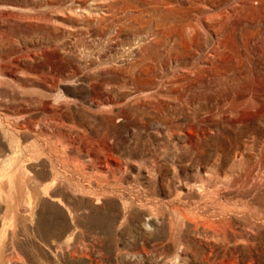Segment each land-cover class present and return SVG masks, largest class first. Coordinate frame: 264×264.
<instances>
[{
    "label": "rangeland",
    "instance_id": "374dc122",
    "mask_svg": "<svg viewBox=\"0 0 264 264\" xmlns=\"http://www.w3.org/2000/svg\"><path fill=\"white\" fill-rule=\"evenodd\" d=\"M212 262L264 264V0H0V264Z\"/></svg>",
    "mask_w": 264,
    "mask_h": 264
},
{
    "label": "bare ground",
    "instance_id": "6f19581e",
    "mask_svg": "<svg viewBox=\"0 0 264 264\" xmlns=\"http://www.w3.org/2000/svg\"><path fill=\"white\" fill-rule=\"evenodd\" d=\"M116 159V158H115ZM118 160V159H117ZM110 163L112 164V165H115L114 166V170L112 171V173H116V171L118 172V171H120L121 170V167H120V164H119V162L118 161H116V160H111L110 161ZM102 169H103V167L102 166H99V170H101L102 171ZM107 170V169H106ZM107 175V174H106ZM114 175V174H113ZM108 177V176H107ZM119 178V177H118ZM23 179V178H22ZM106 180V179H105ZM120 180V179H119ZM210 180V179H209ZM22 181V180H21ZM94 181V180H93ZM96 181V180H95ZM203 181V180H202ZM12 182H13V180H12ZM213 181H211V183L210 184H207V186H214L213 185V183H216V181H214L213 183H212ZM95 183V182H94ZM98 183V182H97ZM105 183V182H104ZM103 183V184H104ZM93 184V183H92ZM16 185V184H15ZM90 185H91V183H90ZM205 183L203 182V184L201 185V186H204L205 187ZM222 185V184H221ZM105 186H107V185H105ZM224 186V185H223ZM109 189V188H108ZM215 189L216 190H218L217 189V187H215ZM202 190V189H201ZM207 190V189H206ZM180 191V190H179ZM204 191V190H203ZM182 192V191H181ZM206 192V191H205ZM213 192H214V190H213ZM219 193H220V191H219ZM209 194V193H208ZM177 195V194H176ZM184 196V195H183ZM212 196V195H211ZM218 196V195H217ZM10 198V197H9ZM10 199H12V198H10ZM216 199V198H215ZM213 200V199H212ZM151 207V206H150ZM213 207V206H212ZM221 208V207H220ZM197 209H199V208H197ZM206 209V208H205ZM147 210V209H146ZM146 210H145V212H146ZM210 210V209H209ZM230 210V209H229ZM7 211V210H6ZM6 211H5V213H6ZM196 211V210H195ZM220 211V210H219ZM14 212V211H13ZM204 212V211H203ZM222 213V212H221ZM7 214V213H6ZM232 214H234V213H232ZM238 214V213H237ZM147 215V214H146ZM193 215V214H192ZM195 215V214H194ZM6 216V215H5ZM197 216V215H196ZM222 216V215H221ZM16 217V216H15ZM148 217V216H147ZM146 217V218H147ZM224 217V216H223ZM3 218V217H2ZM1 218V219H2ZM149 218V217H148ZM204 218V217H203ZM206 218V217H205ZM211 218V217H210ZM220 218V217H219ZM5 219V218H4ZM197 219V218H196ZM189 220H191V219H189ZM198 220V219H197ZM149 221V220H148ZM147 222V221H146ZM229 222V221H228ZM3 223V222H2ZM200 224V223H199ZM229 224V223H228ZM203 225V224H202ZM199 227V226H198ZM14 230H15V228H14ZM25 230V229H24ZM207 230H208V228H207ZM12 233V232H11ZM4 236V235H3ZM11 236V235H10ZM4 240V239H3ZM1 244H3V243H1ZM213 251V250H212ZM210 253H211V255H212V252L210 251ZM206 256V255H205ZM209 258V257H208ZM209 262V261H208ZM222 262V261H221ZM220 262V263H221ZM212 264H213V262H212ZM222 264V263H221Z\"/></svg>",
    "mask_w": 264,
    "mask_h": 264
}]
</instances>
